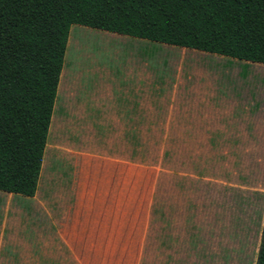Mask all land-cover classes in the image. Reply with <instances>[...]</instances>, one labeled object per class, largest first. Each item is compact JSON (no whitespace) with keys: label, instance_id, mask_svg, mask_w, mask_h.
Here are the masks:
<instances>
[{"label":"crops","instance_id":"crops-1","mask_svg":"<svg viewBox=\"0 0 264 264\" xmlns=\"http://www.w3.org/2000/svg\"><path fill=\"white\" fill-rule=\"evenodd\" d=\"M100 31L121 53L68 67L60 90L62 67L52 114L56 102L75 134L55 137L49 182L41 187L42 160L33 196L0 191V264H233L234 218L217 195L138 193L137 178L113 171L137 168L139 138L192 139L184 152L197 155L246 143L249 111L197 59L211 69L248 61Z\"/></svg>","mask_w":264,"mask_h":264},{"label":"trees","instance_id":"trees-1","mask_svg":"<svg viewBox=\"0 0 264 264\" xmlns=\"http://www.w3.org/2000/svg\"><path fill=\"white\" fill-rule=\"evenodd\" d=\"M73 24L264 64V0H0V191L35 194L62 67L60 90L69 59L100 65L79 38L97 33L69 35ZM205 65L225 80L249 73ZM255 264H264V222Z\"/></svg>","mask_w":264,"mask_h":264},{"label":"rangeland","instance_id":"rangeland-1","mask_svg":"<svg viewBox=\"0 0 264 264\" xmlns=\"http://www.w3.org/2000/svg\"><path fill=\"white\" fill-rule=\"evenodd\" d=\"M70 29V32H96L94 41H85V37H79L85 52L95 53V59L101 65L113 64V53H119L121 49L117 41L101 42L98 37L102 32L97 29H81L77 24L71 25ZM200 60L197 59V62ZM69 62L68 67L76 65L75 61L69 59ZM227 65L229 70L244 66L249 72L248 76L237 77L236 80L233 76L225 80L232 83L236 106H242L244 113L249 111V138L245 139L246 143L238 139H226V149L229 151L222 152L225 148L218 147V153L197 155L184 152L192 149L188 146L192 139L139 138L137 168L132 166L126 171L123 166L121 171L115 169L113 176L137 178L138 193L217 195L223 200L217 204L228 215L232 212L234 218L233 264H255L264 222V64L232 62ZM54 126L46 150L41 187L47 185L54 171L55 150L52 143L55 137L62 138L68 132L75 134L72 123L62 120L58 111ZM179 141L186 143V147L174 144ZM4 195L11 203L16 199ZM224 206H227L226 209ZM227 250L230 252V248Z\"/></svg>","mask_w":264,"mask_h":264}]
</instances>
